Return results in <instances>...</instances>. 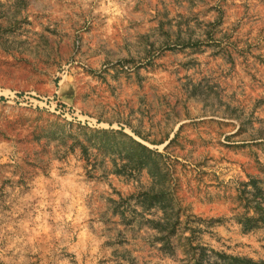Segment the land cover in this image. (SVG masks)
<instances>
[{"label": "rangeland", "instance_id": "rangeland-1", "mask_svg": "<svg viewBox=\"0 0 264 264\" xmlns=\"http://www.w3.org/2000/svg\"><path fill=\"white\" fill-rule=\"evenodd\" d=\"M0 264H264V0H0Z\"/></svg>", "mask_w": 264, "mask_h": 264}]
</instances>
